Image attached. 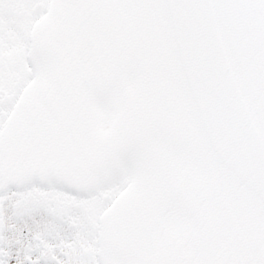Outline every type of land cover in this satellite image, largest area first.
<instances>
[{"label":"snow or ice","instance_id":"6c2138e0","mask_svg":"<svg viewBox=\"0 0 264 264\" xmlns=\"http://www.w3.org/2000/svg\"><path fill=\"white\" fill-rule=\"evenodd\" d=\"M0 264H264V0H0Z\"/></svg>","mask_w":264,"mask_h":264}]
</instances>
